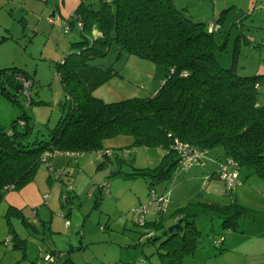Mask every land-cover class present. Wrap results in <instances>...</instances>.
<instances>
[{
  "label": "trees",
  "instance_id": "16d2710c",
  "mask_svg": "<svg viewBox=\"0 0 264 264\" xmlns=\"http://www.w3.org/2000/svg\"><path fill=\"white\" fill-rule=\"evenodd\" d=\"M228 8L221 7L216 15L211 13V17L203 20L193 18L185 7L177 6L173 0H97L96 3L78 0L63 22L62 31L66 32L70 24L75 23L80 37L69 42L73 49L55 65L68 101L61 103L64 109L55 122L45 124V131L38 135L31 136V126L24 112L12 118L7 127L0 124V197L6 189L30 180L40 164L49 167L53 154L62 152L74 159L87 150L98 154L106 149L102 148V140L117 134L131 135V145L163 149L158 164L133 167L127 173L145 180L147 201L144 204L151 198V192L163 195L156 191L155 185L169 180L176 164L181 167L182 152L176 146L177 141L189 152L201 151L202 162L211 154L223 159L230 157L238 168L246 166L264 179V98L258 97L264 72L257 70L258 62L251 73L240 74L235 63L240 45L263 44L264 30L256 32L252 25L241 20L244 15L241 16L238 27L242 28V24L248 31L238 29L231 49V63L220 65L218 55L225 49L228 38L227 31L223 30V34L220 29ZM112 44L117 55L123 49L163 66V77L154 93L111 101L92 94L95 85L118 74L111 64L93 61L103 57ZM17 75L26 79L28 74L15 65L0 67L1 92L6 82L13 90L7 89L6 94L14 101L19 94L26 98L27 104L31 101L27 90L30 84L22 85ZM128 150L121 148L122 153ZM42 153H46L44 159H41ZM112 154L109 149L108 154L98 156L104 161ZM234 186L227 189L229 193ZM102 190L108 191V183L93 185L94 205L99 203ZM135 207L128 210L131 221L137 225L155 227L161 223L165 208L161 212L145 211L142 222H138L131 212ZM8 209L19 212L12 204ZM203 209L216 211L220 226L226 230L236 229L245 210L233 201L219 206L189 201L178 206L171 213L175 217L171 223L177 222V226L170 230L166 227L165 237L160 242L164 245V250L158 252L160 264H184V257L198 245L199 229L194 220ZM146 213L153 218L147 220ZM31 216L22 215V218L35 228L38 221L35 211L34 222ZM152 231L145 232L151 236ZM220 239L221 235L212 240L218 250L221 249ZM9 240L5 238L6 243ZM23 243L24 238L14 241L12 246ZM49 256L54 260L50 253ZM65 258L75 264L70 256ZM127 264L137 263L129 261Z\"/></svg>",
  "mask_w": 264,
  "mask_h": 264
},
{
  "label": "rangeland",
  "instance_id": "374dc122",
  "mask_svg": "<svg viewBox=\"0 0 264 264\" xmlns=\"http://www.w3.org/2000/svg\"><path fill=\"white\" fill-rule=\"evenodd\" d=\"M90 1L97 2V0ZM173 1L179 7H185V11L196 19L205 20L211 17V13L216 15L221 8L219 4L221 0ZM224 1L231 3L233 0ZM235 1L238 4L240 0ZM4 7L11 8L12 5L6 3ZM244 11L235 5L228 8L223 28L220 29V33H223V30L227 31L228 36L225 49L218 55V61L222 66L231 63L235 34L240 29L243 32L248 31L242 24H240L242 28L238 27L239 18L245 14ZM50 12L51 9L46 12L47 21L51 18ZM255 16L251 14L241 20L245 22L247 17ZM0 17L6 22L7 27H10L9 32L4 31L2 26L0 29V67L15 65L16 68H23L28 74L26 79L30 85L27 90L31 97V101L29 100L27 104L26 98L19 94L16 95L15 101L12 100L6 92L7 89L10 92L13 90L4 82V92L0 89V124L7 127L12 118L24 112L31 126V136L34 133L38 135L45 131V124L52 125L55 122L64 109L61 103L68 101L55 65L66 52L73 49L69 46V42L80 37L79 30L73 23L66 32H63L58 25L50 31L48 21L44 23V30L40 29L36 33L28 31L26 32L30 33L28 36L19 32L20 27L14 21L18 16L11 19L1 9ZM116 51L115 45L112 44L103 57H96L93 60L95 63L111 64L118 74L95 85L92 94L111 101L120 97L154 93L161 83L163 66L147 57L123 49L118 55ZM258 62L263 64L264 69V42L258 46H254L253 43L240 45L235 60L238 73H251L249 71H252ZM258 89V97L263 99L264 82L260 83ZM131 141L132 136L129 134L104 138L102 148H109L113 152L104 161L94 150L82 152L76 160L74 158L67 160L66 155L56 153L59 156L57 157L59 164L56 163L54 167L51 162L49 167L40 164L30 180L19 187L6 189L0 197V264H72L66 260L65 257L68 256L75 264H127L129 261L137 264H160L158 252L164 250V245L160 242L165 237L166 227L173 221L171 213L177 208L172 205L174 203L169 200V196L184 198L181 201L184 204L183 201L189 199L188 197L191 196L192 199L204 194L203 181L199 171L189 176V173L179 169V165L176 164L172 168L169 180L155 185L157 192L163 190L164 185L171 190L168 193V204L161 223L155 227L137 225L131 221L128 209L135 203L133 201H137L136 196H143V200L134 206L142 205L147 201V185L141 176L129 177L127 173L133 167L155 166L160 160L163 149L159 146H147L148 148L145 149L142 145H131ZM122 147L130 148V153H122ZM193 164L202 165L203 162L191 163L188 166ZM238 171V177L248 178L249 182L251 178H259L246 166H240ZM213 180L222 185L220 179L213 177ZM102 181L108 182V191L102 190L99 203L94 205L91 189L94 184ZM43 193L50 195V198L48 196L44 198ZM251 193L238 196H260L255 191ZM219 194L227 196L221 191ZM9 204L19 208V212L16 213V209H8ZM241 205L245 210L239 217L238 221L241 224L237 231H240L243 220H245L243 226L247 228L252 226L253 219L256 223L259 217L264 218V214L249 209L256 206L251 198L245 199L244 204ZM32 210H37L38 221L35 225L37 230L22 218V215L31 216ZM145 215L147 220L153 218L150 213ZM208 216L200 214L194 220L199 229L197 242L202 244V248L204 245L202 242L206 241L208 246L212 237L228 232L220 226L219 217L213 215L210 220ZM101 225L104 226L102 229ZM148 229L153 230L151 236H147L145 232ZM5 238H10L9 242L6 243ZM22 238L24 243L21 246H12L14 241ZM209 247V251L213 252L212 256H206L207 250H204L206 254L200 253L197 247L194 257L188 264H245L242 259L241 261L237 259L236 262L228 261L226 256L230 253L217 254L219 250L214 244ZM49 253L54 260L47 258ZM188 257V255L185 257V261Z\"/></svg>",
  "mask_w": 264,
  "mask_h": 264
},
{
  "label": "crops",
  "instance_id": "0c3cea01",
  "mask_svg": "<svg viewBox=\"0 0 264 264\" xmlns=\"http://www.w3.org/2000/svg\"><path fill=\"white\" fill-rule=\"evenodd\" d=\"M6 3H9L10 5H12L13 8L11 7V8L6 9L4 7ZM77 3H78V0H11V1L10 0H0V10L2 9L4 11V14L10 17L11 19L14 18L15 16H18V19L17 20L14 19V21L16 22V25L20 27L19 32L22 34H28L26 33L28 31H30V33H36L40 29L44 30L45 28L44 23H48V21H49L48 26H49L50 31H53L55 25H58L62 28L63 22L67 21L68 17L71 15ZM237 3L238 4H236L235 0H233L231 3H226V1L221 0L219 4L221 5V7H225V6L230 7L232 5H235V7L244 9L246 11V12L244 11L245 13L244 17L248 15L250 16L251 14L256 15L254 18L249 17L250 20L247 17L244 23L252 25L256 32L258 33L262 32V30H264V0H248V2L247 0H240ZM50 9L51 11H53V15L51 16L49 14V17L51 18L48 19L47 21L45 18V17H48L46 15V12L49 11ZM5 23L6 22L0 17V29L2 26L4 31L9 32L10 27H7ZM8 23H11V22H8ZM70 27H71V24L69 26V29ZM16 29L18 30V28ZM7 36H11V35H7ZM257 70L259 72H264L263 64L259 63L257 65ZM143 147L145 149L148 148L147 146H143ZM130 151L131 150L129 148L128 153H130ZM57 154L66 155L65 153H62V152H58ZM57 154L56 156H50L49 158V164L51 162L53 167L56 165V163L59 164V162H57V159H58L57 157H59L57 156ZM80 154L76 155V159L79 158ZM66 157H67V160H70V158L67 155ZM222 159H223V156L221 157V156H215L211 154V157L206 158L203 161L202 165L193 164L191 166H188L185 169H183L182 167H179V169L185 170V172L189 173V176L195 175L196 173H198L197 171H199L200 173L199 175L201 177V180L203 181L202 186L204 189L203 195L192 198V199H190L191 198L190 196L188 197L189 199H185L183 203L184 202L187 203L189 201H197V202L199 201L202 203L214 204V205L219 206V205L229 204L233 201L241 205V204H244L245 199L251 198L252 202L256 204V206L249 207V209L253 211H259L260 213L264 214V194H263L264 193V179L257 176L256 174L255 175L259 178H251L250 182L247 181L248 178L244 179L243 177H238L239 181L235 184L233 193L232 191L229 193V191L226 188H224L223 180L219 178L216 174V166L219 160H222ZM238 174H239V171H238ZM213 177L220 179V181L222 182V185L217 183L216 180H213ZM104 182L102 181L101 183H104ZM106 183L108 182L106 181ZM203 189H202V192H203ZM220 191L226 194L227 196H221L219 194ZM234 191H235V194H234ZM254 191L256 194L260 196H238V195H242L245 193L252 194L251 192L254 193ZM160 192H162L163 195L166 197V200H168V193L171 192V190L169 188H166V185H164L163 190H161ZM44 194L46 195L43 196ZM42 196L45 198L48 195L47 193H43ZM66 197H71V196H66ZM136 197H137L136 198L137 201H133L135 203H133L131 206H134L136 203H141V201L143 200L142 199L143 196H136ZM48 198H50V195L48 196ZM175 198H172L171 196H169V200L172 203H174L172 205L178 207L182 204L181 201L184 200V198L183 199H180L178 197H175ZM240 201H243V202H240ZM167 204H168V201L166 203V207H167ZM203 210L199 214L209 215L208 217L210 218V220L211 218H213V215H216L217 217H219L218 220L220 221V216L216 214L217 213L216 211L210 212L209 210H204V211ZM35 213H37V210L35 211ZM174 218L175 217H173V219ZM244 223H245V220H243V225ZM240 224L241 222L236 227V229H232V230L227 229L228 232H226V234L221 235V239L218 242V245L221 249L219 250L217 254L230 253L228 254V256H226V258L228 259V261H231V262H234V261L236 262L237 259L241 261L242 259L245 264H264V218L259 217L256 223H255V220L253 219L251 227L244 228V226L242 225L240 231H237L239 229ZM103 227H104L103 225L100 226L101 229ZM213 238L214 237L211 238V244H213L212 243ZM205 242L206 241L202 242L204 244L203 248H202V244H199V243L196 246V248L198 247V251H200V253L202 254L207 253L206 256H212L211 255L213 254L212 250L209 251L210 249L209 245L211 244L207 246ZM205 247H208V248H205ZM195 249L192 253L187 254L189 256L187 258V261H185V257L187 255L184 257V264H188L190 259L194 257V254L196 252ZM204 250H207L205 251L206 253H204Z\"/></svg>",
  "mask_w": 264,
  "mask_h": 264
},
{
  "label": "built area",
  "instance_id": "2783aa9c",
  "mask_svg": "<svg viewBox=\"0 0 264 264\" xmlns=\"http://www.w3.org/2000/svg\"><path fill=\"white\" fill-rule=\"evenodd\" d=\"M11 1V0H10ZM66 27V26H65ZM17 78H20L22 80V85L26 86L29 85L30 82L27 79L22 78L21 76L17 75ZM22 92L26 94V90L23 89ZM176 146L179 150L182 152V159L180 161V165L182 168L190 165L191 163H202L201 158L203 157L201 151H192L189 152V149L186 150L185 146L182 145L180 142H176ZM104 153H109V149H103V151L98 152V155L101 156ZM46 156V153H42L41 159H44ZM216 174L223 179L225 183L226 189H231L238 181V165L230 157L224 158L222 161H219L216 167ZM67 188H70V186H67ZM44 194L43 196H45ZM151 198H149L148 202L143 205H138L135 208H131V212H133V219L142 222L143 213L147 210L151 211H157L161 212L165 208L166 203V197L164 195H158L155 192L150 193ZM157 196V197H156ZM164 196V197H163ZM34 210H32V216L30 217L31 221H35ZM218 239L216 240V242ZM47 258H50L49 255H47Z\"/></svg>",
  "mask_w": 264,
  "mask_h": 264
},
{
  "label": "water",
  "instance_id": "95a60500",
  "mask_svg": "<svg viewBox=\"0 0 264 264\" xmlns=\"http://www.w3.org/2000/svg\"><path fill=\"white\" fill-rule=\"evenodd\" d=\"M50 15H51V16L53 15V11L50 12ZM176 226H177V222H173V223H171V224H169V225L167 226V229L170 230V229H172V228H174V227H176Z\"/></svg>",
  "mask_w": 264,
  "mask_h": 264
}]
</instances>
